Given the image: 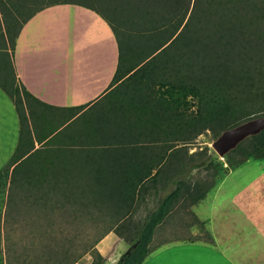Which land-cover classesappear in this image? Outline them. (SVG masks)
Returning a JSON list of instances; mask_svg holds the SVG:
<instances>
[{"label":"trees","instance_id":"1","mask_svg":"<svg viewBox=\"0 0 264 264\" xmlns=\"http://www.w3.org/2000/svg\"><path fill=\"white\" fill-rule=\"evenodd\" d=\"M61 3L97 12L118 47L109 105L74 156L40 144L45 105L19 83L12 62L23 25ZM0 88L20 123L18 144L0 168L1 202L6 192L17 215L32 205L44 212L50 203L79 227L86 219L106 224L95 239L86 231L57 241L45 236L40 252L32 248L33 256L14 257L16 264H75L86 253L91 264H103L96 244L110 231L130 245L116 264H142L175 238L163 233L156 243V228L202 200L217 181L214 153L189 154L188 146L205 131L217 138L264 117V0H0ZM248 158H264V129L239 142L226 162L237 167ZM193 170L205 176L189 177ZM160 189L164 195L149 200Z\"/></svg>","mask_w":264,"mask_h":264},{"label":"crops","instance_id":"2","mask_svg":"<svg viewBox=\"0 0 264 264\" xmlns=\"http://www.w3.org/2000/svg\"><path fill=\"white\" fill-rule=\"evenodd\" d=\"M12 62L19 83L45 105L41 107L45 138L40 144H54L53 150L61 148L65 156L79 155L77 145L89 139L93 119L110 101L105 94L118 65L117 42L107 22L81 5L48 6L21 28ZM59 117L57 127L46 130V124ZM19 131L15 106L0 92V168L14 152ZM40 144L35 142V147ZM256 165L254 177L231 193H223V182L195 203L191 210L203 229L191 221L189 207L157 227L160 237L172 233L169 237L175 238L153 250L142 264H264V162L257 160ZM140 209L138 215L144 216L146 206ZM195 231L199 237L193 240L173 234L197 235ZM125 246L113 231L96 245L102 254L111 248L125 250Z\"/></svg>","mask_w":264,"mask_h":264},{"label":"rangeland","instance_id":"3","mask_svg":"<svg viewBox=\"0 0 264 264\" xmlns=\"http://www.w3.org/2000/svg\"><path fill=\"white\" fill-rule=\"evenodd\" d=\"M128 77L125 75L121 80H117L114 84L121 82L124 78ZM18 87V86H17ZM21 91V88H19ZM0 92L5 94L6 97L8 95L0 88ZM21 99L23 100L24 97L21 94ZM190 102V109H195L196 100L188 99ZM26 101V100H25ZM109 104H106L104 109L108 107ZM53 117V113L51 114ZM56 117L54 115L53 119ZM58 118V117H57ZM59 121H50L49 124H46V130H52V128H56L57 125L60 123L62 118L59 117ZM78 121V120H77ZM55 125V126H54ZM216 140L210 131H205L201 135H199L194 142L188 146L189 154H194L199 152L200 150H205L206 152H213L215 156V162L220 163L218 164V173L216 175L217 181L215 185L211 188L209 192H213L219 187V184L223 183L225 186L223 193L226 194L228 192H232L234 187L242 183H247L251 180L255 173L258 171V166L256 165L257 160L263 161V159H255V158H248L242 164L237 167H230L226 162V155L227 153L221 158L219 157L216 152L212 148V143ZM237 157L235 154L231 155L230 158ZM251 167H246V165H251ZM237 168V169H236ZM232 173L230 178L227 180L226 178ZM194 174V175H193ZM204 177V171L202 170H193L189 177ZM194 178V177H193ZM227 180V182H225ZM5 202H1L0 200V257L2 258V262L4 264H8L12 262L16 264L14 257H18L20 255H27L33 256V252L30 250L33 248L34 250L39 249L41 250L42 244L45 242V236H50L49 239L54 238L55 241L60 239L64 234L70 236V233H84V231L89 232V237L91 239H95V237L99 236L102 233L100 230L106 227V224L95 222V220H85L84 225H77V222L74 223L72 220H66V213L67 210L61 211H52L53 207L49 203L47 206L48 208L41 212V205L40 206H33L32 207H24L23 211H21V215H17L16 211H18L17 206H8L6 205V192H5ZM164 195L163 191L160 189L155 191L154 195L149 198V200H156L158 196ZM2 196V194H1ZM205 202H200V204H204ZM195 205V206H194ZM189 207L190 210V219L195 217L191 208L196 207L197 205L194 204ZM198 206L197 208H200ZM203 209V207H201ZM89 219V218H88ZM91 219V218H90ZM94 219V216H93ZM196 222V221H194ZM82 224L81 222H79ZM189 225L185 226L188 227ZM79 228V229H78ZM195 230V229H194ZM193 230V231H194ZM194 233H197L195 231ZM159 234V233H158ZM156 234L154 237V241L157 243L162 238ZM176 234V233H174ZM179 236H183L189 238L191 236L199 237L194 235L193 233H186L184 235L177 234ZM119 237V236H118ZM120 238V237H119ZM121 239V238H120ZM125 242V241H124ZM97 245V244H96ZM115 246V245H114ZM129 244L126 243L125 250H114L113 248L109 249L108 252L101 253L99 252L102 257L104 258L103 264H116L118 258L129 248ZM97 248V247H96ZM92 256L89 253L84 254L75 264H91Z\"/></svg>","mask_w":264,"mask_h":264},{"label":"water","instance_id":"4","mask_svg":"<svg viewBox=\"0 0 264 264\" xmlns=\"http://www.w3.org/2000/svg\"><path fill=\"white\" fill-rule=\"evenodd\" d=\"M263 129L264 117H252L222 131L211 146L216 154L222 158L246 137L258 134ZM128 250L129 248L123 254H126Z\"/></svg>","mask_w":264,"mask_h":264}]
</instances>
